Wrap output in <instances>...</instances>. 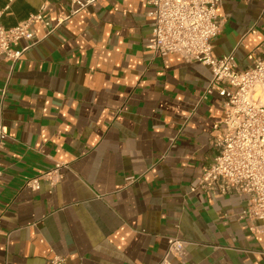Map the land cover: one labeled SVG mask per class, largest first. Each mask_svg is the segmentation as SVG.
Returning <instances> with one entry per match:
<instances>
[{"label":"crops","instance_id":"0c3cea01","mask_svg":"<svg viewBox=\"0 0 264 264\" xmlns=\"http://www.w3.org/2000/svg\"><path fill=\"white\" fill-rule=\"evenodd\" d=\"M43 7L56 24L68 1L0 0L9 27ZM152 11L95 0L50 33L35 23L15 65L0 59V264H159L170 235L191 241L183 264H264V233L239 217L245 198L191 191L223 100L206 94L208 65L147 46ZM219 12L216 56L245 67L264 55V0H223ZM56 163L67 165L54 186H25Z\"/></svg>","mask_w":264,"mask_h":264},{"label":"built area","instance_id":"2783aa9c","mask_svg":"<svg viewBox=\"0 0 264 264\" xmlns=\"http://www.w3.org/2000/svg\"><path fill=\"white\" fill-rule=\"evenodd\" d=\"M67 1L68 10L56 24L50 22L43 7L9 27L3 23L5 9H0V59L15 65L22 51L14 47L20 39L33 38L35 23L45 25L50 33L95 0ZM145 1L155 17L147 46L155 54H178L186 61L208 65L211 78L206 94L217 92L223 100L224 116L215 125L220 133L211 141L215 154L191 191L235 192L243 196L246 201L239 217L249 221L253 232L264 233V55L250 56L251 64L241 67L233 53L221 57L214 54L213 40L227 19L219 12L223 0ZM7 135V128L0 121V149ZM66 165L56 163L53 169L27 180L25 186L39 189L43 179L54 186L62 176L61 167ZM190 242L182 236L170 235L159 264H183ZM47 264H68V261L64 255L54 254Z\"/></svg>","mask_w":264,"mask_h":264}]
</instances>
